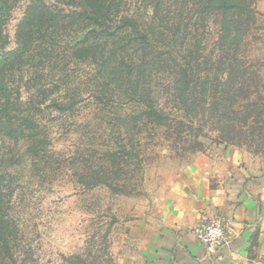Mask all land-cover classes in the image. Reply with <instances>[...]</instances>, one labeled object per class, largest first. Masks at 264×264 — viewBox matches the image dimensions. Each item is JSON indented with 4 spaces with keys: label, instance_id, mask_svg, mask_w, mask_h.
<instances>
[{
    "label": "rangeland",
    "instance_id": "obj_1",
    "mask_svg": "<svg viewBox=\"0 0 264 264\" xmlns=\"http://www.w3.org/2000/svg\"><path fill=\"white\" fill-rule=\"evenodd\" d=\"M197 1L178 0L180 34L190 28L181 51L189 47L196 62L188 106L162 68L161 78L136 90L131 81L112 84L106 95L71 111L45 108L37 116L50 157L25 158L14 198L24 233L21 251L30 263L132 264L127 261L133 227L141 223L138 213L162 183L194 162L221 164L228 148L264 166V0L236 1L242 12L223 37L222 15L203 16ZM29 2L12 3L9 48L16 45L17 24ZM131 5L144 16L149 8L145 0ZM182 53L178 59L184 61ZM74 70L76 83L90 91V67ZM149 102L163 110V118L145 114ZM26 148V140L20 141L18 149Z\"/></svg>",
    "mask_w": 264,
    "mask_h": 264
},
{
    "label": "trees",
    "instance_id": "obj_2",
    "mask_svg": "<svg viewBox=\"0 0 264 264\" xmlns=\"http://www.w3.org/2000/svg\"><path fill=\"white\" fill-rule=\"evenodd\" d=\"M14 1L0 0V264L19 259L32 264L21 251L24 233L14 198L25 158L50 157L46 140L38 135L42 125L37 116L45 108L71 111L106 95L112 84L131 81L136 90L159 78L162 68L176 97L188 106L195 93L196 62L189 47L181 51L190 28L181 39L178 0H145V16L132 0H30L17 24L16 45L9 48L6 20ZM236 1L198 0L196 12L220 13L223 37L242 12ZM82 64L90 67L85 75L90 91L76 83L74 68ZM148 106L147 116L163 118L162 109L153 102ZM22 140L24 153L18 149Z\"/></svg>",
    "mask_w": 264,
    "mask_h": 264
},
{
    "label": "crops",
    "instance_id": "obj_3",
    "mask_svg": "<svg viewBox=\"0 0 264 264\" xmlns=\"http://www.w3.org/2000/svg\"><path fill=\"white\" fill-rule=\"evenodd\" d=\"M214 164V165H213ZM194 162L162 183L133 227L132 264H264V166L228 148L221 164ZM229 221L231 243L208 253L193 230L203 219Z\"/></svg>",
    "mask_w": 264,
    "mask_h": 264
},
{
    "label": "built area",
    "instance_id": "obj_4",
    "mask_svg": "<svg viewBox=\"0 0 264 264\" xmlns=\"http://www.w3.org/2000/svg\"><path fill=\"white\" fill-rule=\"evenodd\" d=\"M193 232L208 253H215L231 243L230 223L222 217L203 219Z\"/></svg>",
    "mask_w": 264,
    "mask_h": 264
}]
</instances>
